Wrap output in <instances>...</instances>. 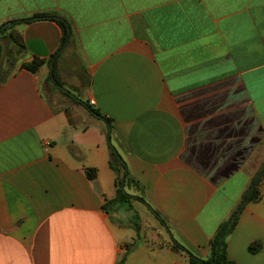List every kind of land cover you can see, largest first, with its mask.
I'll list each match as a JSON object with an SVG mask.
<instances>
[{"label":"crops","instance_id":"obj_1","mask_svg":"<svg viewBox=\"0 0 264 264\" xmlns=\"http://www.w3.org/2000/svg\"><path fill=\"white\" fill-rule=\"evenodd\" d=\"M38 13L71 27L56 76L72 98L49 80L50 64L0 84V264H188L168 229L209 259L264 165V0H0V27L18 21L28 60L62 43L56 21L20 22ZM110 146L166 240L103 209L116 196ZM259 190L228 239L237 264H264V177Z\"/></svg>","mask_w":264,"mask_h":264},{"label":"trees","instance_id":"obj_2","mask_svg":"<svg viewBox=\"0 0 264 264\" xmlns=\"http://www.w3.org/2000/svg\"><path fill=\"white\" fill-rule=\"evenodd\" d=\"M40 20H53L56 21L61 26L63 31V37H62V43L60 49L55 55H53L48 60L39 59L37 57H34L32 60H28L29 53L27 47L23 44L21 38L17 36V33L13 31L17 23L5 28L1 26L0 27V84L5 83L13 75V73L17 68L25 69L32 74H37L44 65L50 64L52 59H55L49 80L54 84V86H56L62 92V94L72 98V94L69 91L63 89V84L58 80L56 76L57 59L61 55V51L69 47L73 41L71 35V41L66 45L69 36V29L67 26L68 23L57 19V17H55L53 14L50 13H38L20 22L31 23ZM2 39H6L8 41L5 47L1 42ZM4 59H5L4 63H6V66H8L11 69L7 73L6 71H4V67L1 63V61ZM77 102L85 106L98 118L103 119L111 127V131L113 130L111 119L105 117L99 110L94 109L88 103L80 100H77ZM109 136L111 139V133ZM110 149H111L110 167L116 174V196L114 199L107 200L103 206V209L107 213H111L114 209H119L124 207L130 209L132 208L133 202L135 201L145 203L143 185H141V183L131 174L127 164L122 159L121 155L115 150V148L113 146H110ZM263 171H264V165L262 169L257 173V175L253 178L249 188L243 195L238 206L230 215L228 220L231 219L232 221L229 228L224 232L228 220L224 221L219 226L217 232L215 233L214 237L211 240V248L213 251V256H211L207 260L201 259L196 255H194L193 253H191L181 243L172 239L167 241V245L169 246V248H171L172 251L184 256L188 264H237L228 257V239L230 235L235 231L239 223L240 217L246 206L250 203H255L261 200V193L259 190L260 183L255 188H252V186L254 185L257 178ZM87 175L88 178L93 179L95 178L96 171L94 169H88ZM123 178H125L126 193H124L121 189ZM152 212L154 213L155 217L159 220L160 224L168 229L165 220L160 216V214L154 210H152ZM136 232L139 235V227L136 228ZM261 248H262L261 242H254L253 244L250 245L249 251L252 254H256L261 250ZM120 264H123V261Z\"/></svg>","mask_w":264,"mask_h":264},{"label":"rangeland","instance_id":"obj_3","mask_svg":"<svg viewBox=\"0 0 264 264\" xmlns=\"http://www.w3.org/2000/svg\"><path fill=\"white\" fill-rule=\"evenodd\" d=\"M1 42L4 45V47L8 43V41L6 39H2ZM67 55L69 56L70 54H67ZM69 57H68V60L70 59L69 60V62H70L71 58H69ZM4 62H5V59L2 60L1 63L4 67V71H6V73H7L11 69L8 66H6V63H4ZM72 63H73V61L69 64L67 63V67L69 68V70H71L72 76L74 75V77H76V75L80 73L81 68L78 66V64L73 65ZM3 76H5V75H3ZM79 86H80V84H79ZM42 88H43L44 92L46 93V95L48 96V98H50L52 100V98L55 97L51 93V89H54L55 87L53 88V86L51 85V83H49V81H47L46 83H42ZM65 88H67L66 85H65ZM71 88L74 91L77 89V86H72ZM54 90L57 91V88H55ZM67 90H70V89L68 88ZM114 211L117 213L119 219H121L124 224L131 226L135 230H136V228L139 227V233H143L145 235H151V236L157 237L158 240H160V241L166 240L167 233H166L165 229L155 219V217L152 214L147 212V209L144 207V203H141V202L139 203V201L138 202L135 201V202H133V206L130 209L124 207V208L114 209L113 212Z\"/></svg>","mask_w":264,"mask_h":264},{"label":"water","instance_id":"obj_4","mask_svg":"<svg viewBox=\"0 0 264 264\" xmlns=\"http://www.w3.org/2000/svg\"><path fill=\"white\" fill-rule=\"evenodd\" d=\"M60 19V18H59ZM63 21V19H60ZM18 21H10L8 23H5L4 25H2L3 28L5 27H9V26H12L14 24H16ZM68 26V29H69V36H68V39H67V43L66 45L70 42V39H71V35H72V30H71V27L67 24ZM54 61L55 59H52L51 63H50V69L52 70L53 69V66H54ZM264 177V171L259 175V177L257 178L256 182L254 183V185L252 186V188H255L261 181V179ZM121 189L124 193H126V189H125V178H123V181H122V185H121ZM231 219L228 220L227 224H226V227L224 229V232L229 228L230 224H231ZM168 233H169V236L172 240H174V238L172 237V234L169 230H167ZM212 256H213V251H212Z\"/></svg>","mask_w":264,"mask_h":264}]
</instances>
